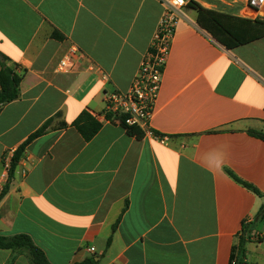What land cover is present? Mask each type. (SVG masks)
Instances as JSON below:
<instances>
[{
  "label": "crops",
  "instance_id": "obj_1",
  "mask_svg": "<svg viewBox=\"0 0 264 264\" xmlns=\"http://www.w3.org/2000/svg\"><path fill=\"white\" fill-rule=\"evenodd\" d=\"M194 1L264 20L251 0ZM164 11L165 0H0V53L26 70L19 98L0 107V163L54 118L24 148L0 235L30 236L51 264H230L247 220L264 234V140L251 134L264 132V38L229 50L187 0L148 123L167 141L105 117V94L130 90ZM72 48L74 67L60 72ZM83 110L102 123L89 141L71 126ZM252 233L246 261L259 264L248 247L264 236ZM9 263L31 264L0 249Z\"/></svg>",
  "mask_w": 264,
  "mask_h": 264
},
{
  "label": "trees",
  "instance_id": "obj_2",
  "mask_svg": "<svg viewBox=\"0 0 264 264\" xmlns=\"http://www.w3.org/2000/svg\"><path fill=\"white\" fill-rule=\"evenodd\" d=\"M188 4L198 11V25L206 30L218 43L229 50L264 38V20L262 19L252 20L240 18L205 9L194 0H188ZM52 37L62 40L64 36L56 30L53 32ZM19 68L17 63H14L10 58L0 53V107L17 100L20 96V86L26 74V70L19 72ZM104 114L109 120L116 117L130 136L136 137L137 139H142L145 136L146 133L142 128L127 123L126 115H115L112 112H104ZM53 120L54 118L48 120L28 138L19 150H15L12 175L22 157L24 148L31 141L45 134L51 127ZM60 126L66 127L67 124L62 122ZM71 126H73L86 141H89L101 130L102 123L88 110H83ZM251 134L264 140V132H251ZM234 178L249 190L262 196L261 192L252 184L236 176H234ZM6 190L0 195V201L5 195ZM262 220H264V204L258 211L255 222ZM253 225L243 224L242 232L238 236V242L233 247L230 264H249L246 261V244L251 239ZM107 245H110V240ZM0 249H9L17 253H26L31 264H51L44 251L35 245L32 238L26 234L15 236L0 235ZM76 264H99V262L94 258H90Z\"/></svg>",
  "mask_w": 264,
  "mask_h": 264
},
{
  "label": "built area",
  "instance_id": "obj_3",
  "mask_svg": "<svg viewBox=\"0 0 264 264\" xmlns=\"http://www.w3.org/2000/svg\"><path fill=\"white\" fill-rule=\"evenodd\" d=\"M187 5V0H165V11L157 26L149 50L146 52L132 86L127 93H106V112L115 115H126L129 125H137L146 134L155 136L165 143L167 138L155 134L148 127L153 113L155 101L161 87L163 70L169 53L175 25L181 10ZM251 5L257 10L264 7V0H251ZM78 50L72 48L69 54L59 62L58 70L68 72L75 65ZM15 150L7 151L0 163V195L8 188L12 180L13 158ZM249 220L245 224H249ZM254 239L259 240L263 233L253 232ZM92 251L94 248L91 249Z\"/></svg>",
  "mask_w": 264,
  "mask_h": 264
},
{
  "label": "rangeland",
  "instance_id": "obj_4",
  "mask_svg": "<svg viewBox=\"0 0 264 264\" xmlns=\"http://www.w3.org/2000/svg\"><path fill=\"white\" fill-rule=\"evenodd\" d=\"M248 259L253 263L264 264V240L259 243V241L253 242L248 247ZM258 261V262H255Z\"/></svg>",
  "mask_w": 264,
  "mask_h": 264
}]
</instances>
